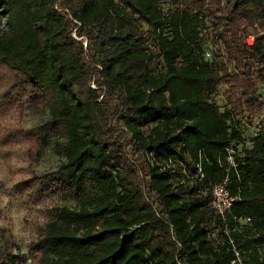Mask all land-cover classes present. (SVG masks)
Returning <instances> with one entry per match:
<instances>
[{
	"label": "trees",
	"instance_id": "obj_1",
	"mask_svg": "<svg viewBox=\"0 0 264 264\" xmlns=\"http://www.w3.org/2000/svg\"><path fill=\"white\" fill-rule=\"evenodd\" d=\"M1 21L4 94L48 113L30 158L54 144L48 188L75 203L29 264H264V125L239 150L264 111V0H0Z\"/></svg>",
	"mask_w": 264,
	"mask_h": 264
},
{
	"label": "rangeland",
	"instance_id": "obj_2",
	"mask_svg": "<svg viewBox=\"0 0 264 264\" xmlns=\"http://www.w3.org/2000/svg\"><path fill=\"white\" fill-rule=\"evenodd\" d=\"M2 29H5L3 21L0 23ZM252 43V39L247 41L248 45ZM222 92L215 100L221 110L225 108ZM260 95L264 103V84L260 85ZM47 119L48 113L20 112L12 96L4 94V86L0 83V248L12 246L8 264H18L22 255L26 258L24 264H29L31 245L41 239L57 211L75 207L74 201L62 192L48 188L52 175L64 162L54 144L39 162L34 163L30 158L31 144L26 134ZM263 125L264 111L254 126L243 125L241 130L246 143L239 150L250 145L251 138ZM238 228L243 233L249 232L247 222H241ZM258 249L262 251L261 247Z\"/></svg>",
	"mask_w": 264,
	"mask_h": 264
},
{
	"label": "built area",
	"instance_id": "obj_3",
	"mask_svg": "<svg viewBox=\"0 0 264 264\" xmlns=\"http://www.w3.org/2000/svg\"><path fill=\"white\" fill-rule=\"evenodd\" d=\"M250 39L252 38H248L247 41ZM206 57H209V54H206ZM227 184V179H225L222 184L214 186L212 190V207L218 214L222 216L226 213H229L234 204V199L229 193Z\"/></svg>",
	"mask_w": 264,
	"mask_h": 264
}]
</instances>
